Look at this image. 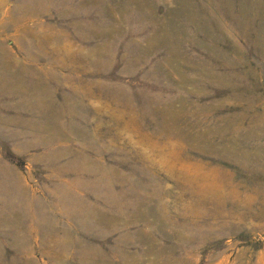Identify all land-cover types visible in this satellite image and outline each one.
Instances as JSON below:
<instances>
[{
    "label": "rangeland",
    "instance_id": "obj_1",
    "mask_svg": "<svg viewBox=\"0 0 264 264\" xmlns=\"http://www.w3.org/2000/svg\"><path fill=\"white\" fill-rule=\"evenodd\" d=\"M38 1L0 0L50 103L0 94L1 261L264 264V0Z\"/></svg>",
    "mask_w": 264,
    "mask_h": 264
},
{
    "label": "bare ground",
    "instance_id": "obj_2",
    "mask_svg": "<svg viewBox=\"0 0 264 264\" xmlns=\"http://www.w3.org/2000/svg\"><path fill=\"white\" fill-rule=\"evenodd\" d=\"M22 2H26L27 4H28V6H26V9L27 10H22L21 8L22 7H20V4L17 6L16 4V6L13 8V9H11L12 11L13 10H18L19 11V13H20V15L18 16V18H19V20L21 19V17H22V15H24V11H25V14H26V16H27V14L29 15V14H33V12L34 13H36L37 15H40V14H42V11H43V9L41 8V5H39V1L38 0H21ZM44 2V1H43ZM23 4V3H22ZM42 4H44V3H42ZM23 6V5H22ZM45 9H46V7H45ZM28 10H30V11H28ZM27 11V12H26ZM46 11V10H45ZM44 12V11H43ZM12 13V12H11ZM14 13V12H13ZM12 13V14H13ZM45 13V12H44ZM25 19V18H24ZM18 22V21H17ZM16 22V23H17ZM34 22V21H33ZM15 23V24H16ZM21 23V22H20ZM36 23H37V21H36ZM39 23H41V22H39ZM39 23H37V25L39 24ZM3 24V23H2ZM1 24V25H2ZM18 30V29H17ZM34 31V30H33ZM33 31H32V29H30V28H27L26 29V33H25V35L28 37V39H27V43H28V45L27 46H25L27 49H26V51H25V53H27V51H28V48H29V46L30 47H32V43H31V38H30V34L31 33H33ZM16 37V36H15ZM35 37V33H33V35H32V38H34ZM52 38V37H51ZM18 39V38H17ZM52 39H54V41L56 40V38H54V36H53V38ZM19 44L21 43L19 40H16ZM21 45H22V43H21ZM2 46V45H1ZM20 47H22L23 49L22 50H24V48L25 47H23V46H20ZM19 47V48H20ZM34 47V46H33ZM9 48H11V47H9ZM37 48V47H36ZM36 48L34 47V50H32V52L30 53L29 52V54H34L37 58H41L42 56V52L40 51V50H36ZM2 49V48H1ZM12 49V48H11ZM32 49V48H31ZM39 49V48H38ZM34 57V56H33ZM68 57V56H67ZM73 57H74V55H73ZM93 59V58H92ZM0 64H3V66H4V68H7V67H10V65H9V61H6L5 60V58L3 57V56H1L0 55ZM2 66V65H1ZM29 68V67H28ZM34 71H35V73H38V74H36L38 77H39V75H40V73L42 72V70L40 69V68H37V69H34ZM26 72H29V69H27V68H25V67H17V68H15V71H13L12 72V75L10 76V78H9V76H8V73H5V72H3L1 69H0V94H2V93H5L6 91H9V89H11V93H16L17 91H19V90H22V88H21V86L23 87L24 85L27 87V86H30L33 90H34V92H35V96H38V98H37V100H36V105H39L38 106V108H41L40 106H42V107H49V102L47 103V99H46V97H48V95L46 94V93H49L48 91H47V89L44 87V84L42 83V79L39 77V78H37V79H30V80H27V79H23L22 77V75L24 74V73H26ZM58 71H51V75L53 76L52 78H53V80L54 81H57V78L55 77V73H57ZM110 73H113V72H110ZM45 78V77H44ZM91 79V78H90ZM89 81V80H88ZM46 82H47V80H46ZM52 89V88H51ZM10 92V91H9ZM81 95V94H80ZM43 96V97H42ZM42 97V98H41ZM80 100V99H79ZM119 102V101H118ZM47 103V104H46ZM120 103V102H119ZM118 103V104H119ZM116 104V103H115ZM65 106L67 107V109H69V111H71L73 108V106L71 105V103L69 102V101H66L65 102ZM130 106H131V104H130ZM110 122V121H109ZM12 123V122H11ZM4 166V165H3ZM6 166V165H5ZM3 168V167H2ZM16 176V175H15ZM106 178V177H105ZM18 181V180H17ZM6 183L7 182H5L3 179H2V176H1V171H0V191L1 192H5L6 190H7V188H6ZM20 186V185H19ZM63 190L65 191V193L62 195V199H69V198H73V196H69L68 194V191L66 190V189H64L63 188ZM7 193V192H6ZM21 193V192H20ZM8 194V193H7ZM22 195V194H21ZM111 198H112V196H111ZM4 202H7V201H4ZM27 202V201H26ZM2 204H5V203H2ZM25 205V204H24ZM2 207H4V209H6L7 211H14V213L15 212H17V208L14 206V205H11L10 203H6V205H3ZM18 220V219H17ZM40 220V219H39ZM10 222V221H9ZM19 223V222H18ZM18 223L16 224V225H18ZM16 225H15V227H16ZM15 227H14V230H15ZM13 230V229H12ZM15 233V232H14ZM13 233V234H14ZM59 246H65L66 247V244H65V242L63 241V240H59V244H58ZM87 257L85 256V258H83V260H82V263H86L87 262ZM0 264H13L12 263V261H10L9 260V262L8 263H4V262H2L1 261V259H0ZM22 264H33V262H31L30 260H28L27 262H24V263H22Z\"/></svg>",
    "mask_w": 264,
    "mask_h": 264
}]
</instances>
